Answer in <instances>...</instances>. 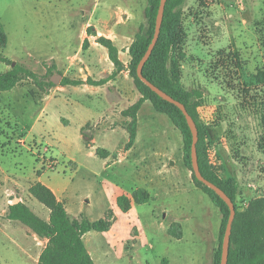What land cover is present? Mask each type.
Returning <instances> with one entry per match:
<instances>
[{
	"label": "rangeland",
	"instance_id": "374dc122",
	"mask_svg": "<svg viewBox=\"0 0 264 264\" xmlns=\"http://www.w3.org/2000/svg\"><path fill=\"white\" fill-rule=\"evenodd\" d=\"M207 1H186L184 28L193 43L197 39L196 51L205 54L204 59L212 52V58L196 63L198 70L194 72L196 79L206 75L211 81H195L194 85L191 82L193 87L187 88L200 87L204 95L199 112L201 123L209 131L211 157L220 161L225 178L238 179L237 202L243 208L251 198L264 195V152L258 145L264 136V85L244 93L242 74L261 68L264 55L260 44L247 52L239 48L219 49L226 43L215 45L214 25L203 23L204 18L214 16L212 10H202ZM263 1L246 0L244 6L261 19ZM147 2L0 0V24L8 35V44L0 50V57H8L36 75L25 76L12 89L0 91V264H38L36 260L46 242L35 239L22 222H10L7 213L9 203L21 196L27 198V204L37 214L48 218L49 209L35 197L30 198L27 189L39 178L59 194L65 193L73 217L94 221L112 213L110 231L92 230L85 237L98 264H198L210 258L214 239L220 233L221 212L194 183L192 171L184 164L182 133L169 116L146 101L139 112L140 163L115 162L112 156L106 160L98 154L91 155L87 148L88 137L94 131L91 125L112 108L110 102L99 98L100 93H107V86L90 90L61 85L64 76L77 78L94 72L84 62L91 41L98 36L113 39L122 59L130 61V46L147 23ZM242 9L236 3L232 7L238 16H247ZM95 32L97 35H93ZM85 39L90 40L83 46ZM247 41L252 44L251 39ZM237 44L244 47L241 41ZM75 53L80 64H72L69 58ZM98 57L103 59L104 54L98 52ZM10 68L0 59V73ZM56 74L62 77L55 86L63 89L46 98L44 94L55 87L47 82ZM126 79L138 91L130 72ZM92 92L99 95L90 97ZM128 104L126 100L124 106ZM99 133L94 134L98 136L97 146L101 147L111 134L110 141L117 148L128 140V132L122 129ZM214 144L216 153L211 151ZM160 159L164 164L156 167L154 162ZM140 173L151 174L162 184L155 198L124 211L118 205V197ZM16 181L22 183L20 189L15 187ZM173 223L181 225V238L169 233Z\"/></svg>",
	"mask_w": 264,
	"mask_h": 264
},
{
	"label": "trees",
	"instance_id": "16d2710c",
	"mask_svg": "<svg viewBox=\"0 0 264 264\" xmlns=\"http://www.w3.org/2000/svg\"><path fill=\"white\" fill-rule=\"evenodd\" d=\"M147 1L145 8L146 26L142 27L136 35L129 49L131 59L128 69L141 97L122 111V115L129 118L126 122L129 140L125 148H130L136 141L138 114L145 101H150L158 112L169 116L175 127L182 133L184 164L192 171L194 183L211 197L221 212L219 245L213 257V264H220L222 242L230 216V208L213 189L200 181L193 171L191 159L193 136L182 110L159 96L140 79L137 73L138 64L154 36L156 17L161 0ZM186 1L167 0L161 34L150 58L144 65L143 74L148 80L186 105L199 129L197 149L200 169L203 175L220 186L235 204L236 216L233 223L228 264H264V195L251 198L246 206L240 208L237 202L239 195L237 180L231 177H223L211 157L209 131L201 123L199 112L204 95L198 88H186L182 81V65L186 58L184 50L187 38V31L184 28V5ZM90 28L93 30V27ZM255 28L264 55V20L256 21ZM93 35H97V33L95 32ZM96 40L107 49L109 58L114 63V71L108 77L100 80H94L92 77L84 80L64 76L61 85H80L84 83L102 85L125 69V64L120 58L119 47L114 40L104 35L98 36ZM85 43L88 44V39L84 40L83 46ZM7 44L8 35L0 24V50L4 49ZM0 59L11 66L7 71L0 73V91L12 89L25 76H36L31 69L16 63L8 57H0ZM238 66L243 68L241 64H238ZM242 77L243 92L250 93L254 87L258 88L264 85V65L256 72L248 73L244 71ZM47 83L50 86H55L51 79ZM261 116L264 124V109ZM258 145L264 152V136L260 138ZM96 153L100 157H108L110 154V152L100 147L96 149ZM29 192L50 209L49 218H43L21 200L9 205L7 217L22 222L39 237L48 239L47 245L40 254L39 264H96L87 250L84 235L92 230H109L112 225V213L108 214V218H100L94 221L83 216L73 217L67 211L64 202L59 200L54 191L42 182L32 184ZM151 199L150 191L141 187L133 190L131 197L125 194L120 195L118 205L122 210L128 211L132 207V202L144 203ZM169 233L181 238L183 235L181 225L173 223L169 228Z\"/></svg>",
	"mask_w": 264,
	"mask_h": 264
},
{
	"label": "crops",
	"instance_id": "0c3cea01",
	"mask_svg": "<svg viewBox=\"0 0 264 264\" xmlns=\"http://www.w3.org/2000/svg\"><path fill=\"white\" fill-rule=\"evenodd\" d=\"M244 2H246V0H244ZM235 3L238 4V2L236 0H208L207 3L205 4L206 7H203L202 10H204V9L212 10L214 13V16L204 18L203 23L214 25L213 27H214L215 32L213 33V36H214L213 41H214L215 45H222V43H226V45H224L223 47H219V49H224V48L228 47L229 50L241 49L242 51H246V52H247V50L248 51L254 50L255 46H259V43L257 41L258 35L256 32L255 23H256V21L264 20V18H261V19L255 18L254 13L250 12V8L246 4L242 10L247 13V16H242V17L238 16L237 14H235L234 11H232V7H234ZM258 3H259V1H258ZM89 23H91V21ZM248 33L250 34V36H248ZM210 34H208V35H210ZM83 38H84V35H83ZM247 38L251 39L252 44L250 43V41H247ZM88 40H90V39H88ZM255 40H256V42H255ZM238 41L239 42L241 41L242 45L245 48L239 46L237 44ZM197 42L198 41L196 39V42L193 43L192 39L190 40V37L188 38V35H187L186 42L184 45V50L186 52V58H185L184 63L182 65V68L184 67V82L183 83H184V86L186 88H187V86L193 87V85H194L193 83L195 81L206 83V84L210 83V81H211V80H209L208 77H206V75L202 78L199 77V79H196L197 76L194 75V72H196V70H198V68L196 66L197 62H199L201 60L204 61L208 58L213 57L212 52H209L207 54V57L204 59L203 56L205 54L202 55L196 51L197 47H198ZM96 46H100V49L97 48ZM204 47H206V46H204ZM89 52L90 53H89L86 61L84 62V65L86 66L87 69L89 66L91 68H93L94 72H89L88 74L86 73L85 75H81L75 79L81 78V79L86 80L88 77H92L94 80H100L102 78L108 77L114 71L115 67H114V63L109 58L107 49L104 48L103 45L98 43L96 40L93 42L91 41ZM98 52H99V54H104L103 59H100L98 57ZM77 53L69 56V58L72 59V64L75 62L80 64V62H81L78 59L79 56ZM120 58L122 59L121 54H120ZM122 61L125 64V69L122 70L114 78L110 79L108 82L102 84L103 86H107V90H106L107 93L105 92L106 93L105 95L103 93H100L99 98H101V100H104L107 103L110 102L112 108L110 109L109 113L101 115L99 117V121H97L96 123L91 125L94 128V131L92 133V136L88 137V139L90 140V142H89L90 147H88L87 149L90 150L91 155H96L97 154L96 148L104 147L102 149H105L106 151L110 152V154L108 157H101V158L109 160L110 157L112 156L115 159V162L127 161L129 163H135V161H137L136 163H138L139 162V156H140L139 152L137 151L138 150V134H137L135 143L130 148H125L126 143L122 147H119V148L112 145V142L110 141V140H113L112 134L109 137H107L108 141H106V144H104L102 147L97 146V144H96L98 136H95V134L100 135L101 134V133H99L100 131L111 130V131L118 132L122 129V130H125L126 132H128L126 129V122L129 120V118L123 116L122 111L124 109L128 108L133 103H135L141 97V95L138 91H134L133 86L131 85V81L126 79V77L128 76V73H129L128 64L130 61H125L124 59H122ZM188 66H189V68H188ZM186 67H187V69H186ZM81 69H84V67H81ZM103 72H105V73H103ZM98 73L100 75L97 76ZM186 74H188V75L186 76ZM197 74H199V73H197ZM186 79L188 80V83H186V81H185ZM182 81H183V78H182ZM21 82H22V80L19 83H21ZM191 82L193 85H191ZM202 83H199V85L200 84L202 85ZM75 86H82L83 88H88L90 90H92V89L97 90L96 87H99L101 85H91V84L84 83V84L75 85ZM198 88H200V87H198ZM58 89L59 90L63 89V86L57 85L55 87L50 88L49 91H47L46 94H44L45 97L46 98L51 97L53 95L54 91H56ZM126 89H127V92H126ZM126 93H128L127 97H126ZM97 94L99 95V93H93L92 92L89 96L92 97V96H96ZM45 97H44V99H45ZM126 100L129 102V104L127 106H124V102H126ZM89 122H87V124ZM84 127L82 128V131H83ZM138 129H139V114H138ZM128 140H129V133H128ZM128 140H127V142H128ZM211 148H212L211 151L216 153L215 144L212 145ZM213 156H214V154H213ZM144 160L147 162L148 157H145ZM214 160H216V158ZM214 163L218 167V170L220 171L221 175L224 177V169L222 172V170L220 168V161L216 160ZM160 164H164L163 160H161V159L155 160L154 165L156 167H158ZM229 177L238 180L236 177H232V176H229ZM40 179L41 178H39L37 182H42L43 184L50 187L54 191V193L56 194L57 198L59 200H61L62 202H64L65 207H66L67 211L69 212L70 207H68L69 205L67 203V198L65 196V193L59 194L56 189H54L52 186H50L49 184L45 183L44 181H42ZM32 184H34V183H32ZM32 184L28 185V187H27L28 192H29V188ZM161 184H162L161 182H157V180L155 179V177L153 175L147 174V173H144V174L140 173L138 175V177L134 178V181L131 183L130 188L122 190L123 191L122 195L125 194V195H128L129 197H131L133 190L142 187V188H145L148 191H150L152 198H155L156 197L155 196L156 190H157L158 186ZM21 186H22L21 182H19V181L15 182L16 188L20 189ZM29 196H30V198L33 197L30 194V192H29ZM26 199L27 198L24 199L21 196H19V197L16 196L14 198V202H12V203H15V202L21 200L27 204ZM12 203H9V205ZM135 204H137V203L132 202L131 208H133ZM8 208H9V206H8ZM43 209L46 211L45 208H43ZM49 214H50V209L48 210V218H49ZM74 217H76V216H74ZM9 220H10V222L14 221L11 219H9ZM111 229H112V227H110V229L107 231H110ZM27 230H30L32 232V235L34 236L35 239H38V240L41 239V237H39L36 233H34L30 227H28ZM89 232H91V231H89ZM89 232H87V233H89ZM87 233L84 235V241H85V237L87 236ZM42 239L44 240V242H46V245H47L48 239L47 238H42ZM40 241H42V240H40ZM85 244H86V242H85ZM218 245H219V235L216 239H214V245L212 246L211 251H210V258L207 261L202 260V262L198 263V264H213L212 263L213 262V255H214ZM86 247H87V250L89 251V253L91 254L92 258L94 259L95 263L98 264L96 259L93 256L91 250L88 248L87 245H86ZM149 247L153 248L151 245ZM41 252L39 253V256L36 260L38 262V264H39V257H40ZM166 261L167 260L164 259V262H166Z\"/></svg>",
	"mask_w": 264,
	"mask_h": 264
},
{
	"label": "water",
	"instance_id": "95a60500",
	"mask_svg": "<svg viewBox=\"0 0 264 264\" xmlns=\"http://www.w3.org/2000/svg\"><path fill=\"white\" fill-rule=\"evenodd\" d=\"M166 3L167 0H161L159 9H158V14L156 17V24H155V31H154V36L152 38V41L145 52L144 56L140 60L138 67H137V73L140 79L148 85L153 91H155L159 96H161L163 99L169 101L170 103L176 105L179 109L182 110L184 113L188 125L191 129L192 132V145H191V159H192V167L193 171L196 175V177L202 181L204 184H206L208 187L213 189L229 206L230 208V216L228 219L227 227L225 230L223 242H222V256H221V263L220 264H228L229 260V252H230V245H231V235H232V229H233V223L234 219L236 216V207L235 204L232 200V198L217 184L206 178L199 165V157H198V149H197V144L199 141V129L198 125L193 118V116L190 114L188 111L186 105L181 102L180 100L174 98L172 95L161 89L159 86L148 80L144 74H143V68L147 60L150 58L158 40L161 34V29H162V24L164 20V14H165V8H166ZM15 64V62H14ZM62 77L61 74H56L51 77V80L57 84L60 81V78Z\"/></svg>",
	"mask_w": 264,
	"mask_h": 264
},
{
	"label": "built area",
	"instance_id": "2783aa9c",
	"mask_svg": "<svg viewBox=\"0 0 264 264\" xmlns=\"http://www.w3.org/2000/svg\"><path fill=\"white\" fill-rule=\"evenodd\" d=\"M240 7L244 8V0H236Z\"/></svg>",
	"mask_w": 264,
	"mask_h": 264
}]
</instances>
